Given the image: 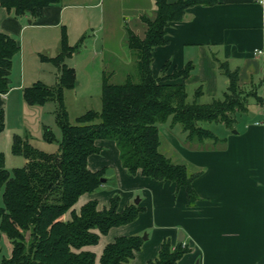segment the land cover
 Wrapping results in <instances>:
<instances>
[{"label": "crops", "instance_id": "0c3cea01", "mask_svg": "<svg viewBox=\"0 0 264 264\" xmlns=\"http://www.w3.org/2000/svg\"><path fill=\"white\" fill-rule=\"evenodd\" d=\"M105 3L106 0H62L46 6L39 17L16 15L0 4V31L16 37L20 51L28 29L45 28H60V33L65 29L74 42L84 41L85 37L80 38L92 32L94 44L118 37L124 45L129 29L144 36L142 15L154 17L157 8L156 0H107L108 7ZM129 14L136 16L134 28L127 25ZM73 29L78 35H72ZM166 37L167 43L156 46L153 52L155 75L159 74L154 68L160 71L168 60L171 64L167 73L190 63L186 88L198 85L203 89L201 96L213 98L228 89L230 80L219 66L220 61H227L231 69H238L240 85L247 90L257 87L264 98V0L194 4L187 8L183 19L168 24ZM58 39L61 46V36ZM259 49L262 53L255 52ZM10 77V90L0 93V107L5 111L0 150L5 154V164L6 151H12L16 133L14 128H7L6 107L13 91L23 96L25 87L21 78L12 83V71ZM14 95L17 97V93ZM252 99L248 110L238 113L234 127L215 124L219 133L211 130L218 135V141H190L172 132L174 126L164 129L166 155L180 156L191 171L197 172L193 186L198 197L193 204H188L184 186L140 171L130 173L122 164L116 142L97 140L101 149L89 155L88 167L102 170L105 180L94 192L82 194L72 209L80 212L91 199L98 201V209L109 208L111 198L118 194L119 210L131 203L141 210L134 220L111 227L108 233L100 234L98 243L84 247L96 253V264H100L106 244L117 236L142 235L144 231L147 237H142L141 248L128 264H148L166 238L172 248L180 242L182 247H188L176 264H264V107L263 100ZM64 218H71V209Z\"/></svg>", "mask_w": 264, "mask_h": 264}, {"label": "trees", "instance_id": "16d2710c", "mask_svg": "<svg viewBox=\"0 0 264 264\" xmlns=\"http://www.w3.org/2000/svg\"><path fill=\"white\" fill-rule=\"evenodd\" d=\"M61 1L0 0V4L16 15L39 17L46 6ZM215 1L156 0L155 16L142 15L146 24L144 36L128 30L127 45L137 56L141 79L134 81L128 77L123 83H112L104 74L101 110H88L75 123L68 119L64 91L75 85L76 73L63 60L77 46L69 44L63 29L60 51L53 57L61 69L57 82L48 85L37 80L23 88L29 103L58 102L56 118L62 130L58 151L40 150L15 133L12 151L22 154L26 162L9 169L0 150V230L13 244L11 256L2 258L0 264H96V253L84 247L98 243L100 234L108 233L111 227L137 217L141 208L134 203L118 209V194L111 198L109 208L98 209V201L91 199L81 206L80 212L72 209L82 194L94 192L103 182V171L88 167L89 155L101 149L98 139L116 142L122 164L130 173L140 171L159 180H172L184 186L188 204L195 202L198 196L193 179L197 172L184 162H174L160 150L159 124L171 117L173 124H181L188 140L218 141V135L202 122L223 123L232 128L238 113L248 110L252 98L257 102L263 100L257 87L247 90L240 85L238 69H231L227 61H220L219 66L230 80L228 89L222 97H213L209 102L199 101L203 92L200 86L195 99L188 100L185 78L191 71L190 63L167 73L171 64L168 60L161 74L153 73V52L156 46L167 43L168 24L183 19L187 8L194 4ZM19 51L17 38L0 31V93L11 88L13 58ZM4 128L5 111L0 107V133ZM44 136L49 141L54 139L48 128ZM70 209L71 218L65 219ZM142 243L138 234L117 236L104 247L100 264H128ZM181 244L172 248L170 240L164 239L158 255L148 264H176L188 250Z\"/></svg>", "mask_w": 264, "mask_h": 264}, {"label": "rangeland", "instance_id": "374dc122", "mask_svg": "<svg viewBox=\"0 0 264 264\" xmlns=\"http://www.w3.org/2000/svg\"><path fill=\"white\" fill-rule=\"evenodd\" d=\"M142 2H145V0H142ZM105 5L108 7L107 0ZM145 11L148 14V6H146ZM114 18L116 19V16ZM126 19L128 21L127 25L134 28L136 16L129 14L126 16ZM139 27L138 25L136 29L138 30ZM74 32L73 29L72 35ZM90 33L81 42L79 40L74 42L73 38H68L69 44L73 47L77 46V48L70 55L65 56L63 60L65 66L75 68L76 73L75 85L65 88L64 91V104L71 123H75L76 118L88 110H101V92L104 74L109 77V81L112 83H123L128 77H131L134 81L141 79L137 56L128 48L127 42L121 45L120 38L116 37L114 40L97 41L94 44L91 39L94 35L92 32ZM61 35L60 28L28 29L24 33L21 51L13 58L12 83L20 81L18 79L21 78L25 86L33 84L36 80H40L48 85L55 84V74L57 72L60 73L61 69L53 62V57L58 55L60 51L58 36ZM75 35H78L77 32H75ZM175 68H172L169 73H172ZM154 70L156 74H161V70H156V68ZM197 86H187L188 100L192 101L195 99ZM18 92L20 91H13L6 107L7 128L9 130L14 128L13 132L28 139L34 147L40 150L46 152L58 151L59 143L62 139V130L56 118V112L59 109L58 102L56 100H49L43 104H32L27 102L24 95L21 96ZM15 93H17V97H15ZM222 96L223 93L217 97ZM211 100L212 98L210 97H199V101L201 102H209ZM216 123L204 121L202 125L212 130L214 129L215 132L219 133L217 131L219 130V126L217 125L216 127ZM172 126H174L172 132H175L177 135L183 134L186 136V132L182 130L181 124H173L171 117L167 121L160 123L162 140L160 149L165 154L164 129L171 130ZM47 128L54 136V139L51 141L47 140L44 136V131ZM6 153L7 168L11 169L25 164L26 159L22 154H15L10 149ZM170 157L174 162H185L180 156L170 155ZM146 233L144 231L141 236L143 237ZM12 249L13 244L11 239L5 232L0 230V261L4 257H10Z\"/></svg>", "mask_w": 264, "mask_h": 264}, {"label": "built area", "instance_id": "2783aa9c", "mask_svg": "<svg viewBox=\"0 0 264 264\" xmlns=\"http://www.w3.org/2000/svg\"><path fill=\"white\" fill-rule=\"evenodd\" d=\"M262 51H263V50H260V49H259V50H255L256 53H262ZM262 105H263V107H264V98H263ZM183 243L186 244L185 242H183Z\"/></svg>", "mask_w": 264, "mask_h": 264}, {"label": "water", "instance_id": "95a60500", "mask_svg": "<svg viewBox=\"0 0 264 264\" xmlns=\"http://www.w3.org/2000/svg\"><path fill=\"white\" fill-rule=\"evenodd\" d=\"M105 180V178H102V181H104ZM139 200L138 199H136V202H138ZM147 236H146V234L143 236V238H146ZM180 240H182V239H180ZM196 264H198V262L196 263Z\"/></svg>", "mask_w": 264, "mask_h": 264}]
</instances>
